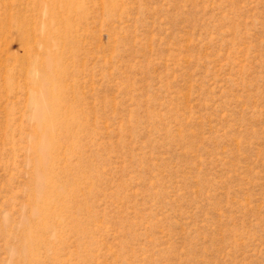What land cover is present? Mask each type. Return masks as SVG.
Here are the masks:
<instances>
[{
    "label": "rangeland",
    "instance_id": "374dc122",
    "mask_svg": "<svg viewBox=\"0 0 264 264\" xmlns=\"http://www.w3.org/2000/svg\"><path fill=\"white\" fill-rule=\"evenodd\" d=\"M0 264H264V0H0Z\"/></svg>",
    "mask_w": 264,
    "mask_h": 264
},
{
    "label": "bare ground",
    "instance_id": "6f19581e",
    "mask_svg": "<svg viewBox=\"0 0 264 264\" xmlns=\"http://www.w3.org/2000/svg\"><path fill=\"white\" fill-rule=\"evenodd\" d=\"M35 73L37 69L35 68ZM35 86V95L33 118L36 123L37 134L40 132V139L36 142V149L39 154V162L36 165L37 173L39 167H45L49 157L52 156L53 144L55 142V131L58 125H62L63 122L59 120L58 110L56 103H51L50 106L46 102L48 97L51 95L47 92L46 88L49 87L48 84L41 86L37 89ZM46 87V88H45ZM41 171V170H40ZM38 179H41V172L37 174Z\"/></svg>",
    "mask_w": 264,
    "mask_h": 264
}]
</instances>
